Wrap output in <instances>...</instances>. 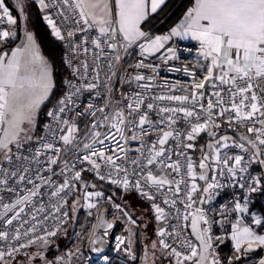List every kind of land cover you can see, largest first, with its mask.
<instances>
[{"label": "snow or ice", "instance_id": "snow-or-ice-1", "mask_svg": "<svg viewBox=\"0 0 264 264\" xmlns=\"http://www.w3.org/2000/svg\"><path fill=\"white\" fill-rule=\"evenodd\" d=\"M38 3L45 10L43 19L52 34L65 44L64 59L71 73L64 80L66 90L46 112L50 121L44 125L45 135L37 137L38 143L31 145L26 154L21 152L24 142L32 140L38 111L55 81L51 62L27 26L25 0H15L21 24L5 0H0V161L7 162V167L0 163V264H11L21 253L27 260L19 264H34L36 257L40 264H72V258L81 252L79 247L53 259H48L45 251L48 237L56 235L60 225L67 222L69 211H75L81 200L89 215L97 210L96 222L86 236L91 251H102L107 230L114 225L107 218L109 214L99 210L104 193L96 190V184L83 181L85 167L101 181L125 189L135 187L152 201L155 220L164 223L158 225L156 239L144 245V264H149V248L153 257L156 250L169 257L168 264H232L242 255L264 247V234L244 219L248 214L252 223L264 222V217L250 212L247 195L264 183V176L251 175L244 155L233 151L250 152L249 163L264 154V0H186L180 17L161 34L145 29L142 23L165 0ZM53 8L55 12L50 10ZM178 40L197 42L186 51H195L194 59L203 71L170 65L171 71H183L191 77V87L180 95L154 93L151 90L159 87L172 92L177 84L168 85L167 78L162 85L153 83L161 65L145 61L157 54L164 64L179 60ZM133 45L139 49V58L128 64L132 71L120 75L122 86L129 88L117 97L112 77L118 74L122 55ZM80 52L85 55L79 56ZM217 69L218 74L214 71ZM206 83L211 93L205 105V92L200 90ZM256 88H260V94ZM85 90L94 92L102 102H89L83 111L74 112ZM224 92L228 93L227 102ZM162 101L177 103L164 105ZM85 113L93 119L81 128L72 117ZM257 116L259 127L253 122ZM225 119L228 126L235 122L256 135L240 134L238 143L219 134L215 129ZM205 131L210 139L200 145L197 164L187 150L197 148L193 141ZM129 137L139 141L135 151L140 159H127ZM145 137L154 138L146 141ZM170 138L174 148L165 147ZM13 147L17 154H13ZM62 150L75 155L69 159L66 154L61 160ZM76 161H82L79 169ZM54 165L60 166L58 173ZM173 172L176 175L170 176ZM225 173L234 186L247 188V193L234 197L230 207L221 205L217 215H210L213 210L204 204L211 201V191L222 187L217 177ZM197 179L203 181V186ZM69 193L75 197L70 208ZM156 193L161 194L166 207L155 202ZM107 199L111 201L112 197ZM113 208L131 224H137L121 204L114 203ZM133 235L129 229V236ZM229 236L234 251L221 259L214 242H223ZM122 243L124 240L118 238L117 247ZM33 245L36 248L30 254L28 249ZM128 245L124 251L135 258L131 239ZM258 264H264V257Z\"/></svg>", "mask_w": 264, "mask_h": 264}, {"label": "built area", "instance_id": "built-area-1", "mask_svg": "<svg viewBox=\"0 0 264 264\" xmlns=\"http://www.w3.org/2000/svg\"><path fill=\"white\" fill-rule=\"evenodd\" d=\"M48 2H51V0H48ZM5 3L9 6V4L7 3L6 0H5ZM9 8H10V10H12L10 6H9ZM50 10L55 12L54 8L50 9ZM44 14H45V10H43V16H44ZM44 22L47 25V22L45 20H44ZM58 23H59V19H58ZM47 26L50 28L49 25H47ZM50 30H51V28H50ZM166 32H163V33H166ZM79 35H81V34L77 33V36H79ZM60 42L62 43V45L64 47V57H65V52L67 51V49L65 47L64 42H62V41H60ZM196 43L197 42H195V41L178 40L177 44L179 45V51L181 53V58L179 60H170V61L167 62V64H164V63H161V61L158 58L159 54H157L156 57H150L149 59H147L145 61L146 63H156V64H160L161 65V67L159 69V75L157 76L156 81H154L153 83H155L157 85H162V84H164L165 78H167V84L168 85H171V84H174V83L177 84V89L172 91V92H169L167 87L153 88L151 90L152 92L158 93V94L159 93H166V94L180 95V94H183V90L185 88H190L191 87V83H190L191 77L187 73H185L183 71H180V72L171 71L169 66L173 65V64L176 65L177 67H179L181 65H186L189 68H194V69L198 70V72H202L203 69L201 68V66L199 64L196 63V61L194 59V57L197 55L195 53V51H192V52L186 51V49L192 48L194 45H196ZM161 52H163V50H161ZM84 55H85V53H83V52L79 53V56H81V57H83ZM90 56H91V53H89V57ZM138 58H139V49L135 45H133L128 50V53L126 55H122L120 64L118 65V74L116 76L112 77V87H113L115 96L118 97L119 93L122 90L129 88V85H126V84L122 86L121 80H120V75H122L123 71H132L133 69L128 68V64L134 63ZM64 66H65V69H66V72H67V78H70L71 69L68 67L67 63L65 62V59H64ZM140 70L144 71L145 73L150 72V69H140ZM102 79H103V76H102ZM199 79H200V76L197 75V80H199ZM177 82H179V83H177ZM66 87L67 86L64 84L63 91L66 90ZM131 87L135 88V85L133 84ZM222 87L227 88V85H222ZM99 90H100V92L102 94L104 93V88L102 86H101V88ZM255 90L257 91L258 94H260V91H261L260 88H256ZM200 91H204L205 92L204 103L206 105L207 98H208V96L211 93V88L206 83L205 84V88L201 89ZM61 94L59 96H61ZM222 95L225 97V101L227 102L228 93L224 92V93H222ZM59 96H57L55 98V100L50 105L49 109L56 102V99ZM212 99L215 101L216 98L213 96ZM89 102H92L93 104H97V103L102 102V101H101V97L96 96L94 92H89L88 90H85L83 92V94L80 96L79 100L77 101V106H76L75 109H73V111L74 112L83 111L86 108V106H87V104ZM160 103H162L164 105H175L177 102H174V101H162ZM150 115H151V118H153V119L156 118L154 114L150 113ZM99 116H100V113L97 112V117H99ZM72 118L79 122V125H80L81 128H83L84 124L87 123L89 120L93 119V117L88 116L87 113H85L83 116H75L74 115ZM216 119L218 121L221 120L220 117H217ZM49 121H50V118L47 117V120H46L45 124L48 123ZM253 122L256 123L257 127L260 126L259 123H258V116L253 118ZM44 125H43L42 130H41L40 134L38 135V137L45 135ZM233 125L234 126H231V127L228 126V121L225 119L219 124V128L218 129H227V130H231V131H234V132H240V133H244V135L252 136V137H254L256 135L255 133H249L247 131L246 127L238 125V124H235V122H233ZM206 132L207 131L201 132L197 136V138H199L201 135H203ZM153 138L154 137H145V140L147 141V140H150V139H153ZM236 140H237L238 143L240 142L239 138L236 139ZM36 143H38L37 139L35 141H33V142H28V143H26L24 145V148H22L20 151L21 152H25V154H26L27 150H29L31 148V145L36 144ZM110 143H111L110 141H106V144H110ZM138 144H139V141H133L129 137V145H131V148L129 149V153H128V157H127L128 160H131L134 157L138 158V159L141 158V157H138V155H137V153L135 151V149L137 148ZM165 147L166 148H174L175 147V144H174V141H173L172 138L169 139V141L167 142ZM187 151L192 153V149H189ZM233 151L244 155V163L248 164V170H249V173L251 175H258L259 174V175L264 176V154H259L257 156V159L252 160L249 163L250 152H242V150H240V149H233ZM13 154H17L15 147L13 148ZM66 154H67L69 159H72L74 157V155H75V153H65V151L62 150L61 151V157H60L61 160H63L65 158ZM146 154L147 153H145V155ZM175 158L176 157L174 156L173 159H175ZM41 159L43 160V157ZM180 159L183 161L184 158L180 157ZM119 162H121V161H118V163ZM2 163L4 164L5 167H7V162L6 161H3ZM81 163H82V161H76V165H77L78 169L80 168ZM258 166H260L261 169H259ZM128 167H129V170L131 171V167L132 166L128 165ZM153 167L155 168V166H153ZM53 168L58 173L60 166L59 165H54ZM198 170H199V168H197V171ZM42 172H45V170L42 169ZM45 174H47V173L45 172ZM175 175L176 174L174 172L170 173V176H175ZM217 178L220 181V183L222 184V187H220V188H218V189H216L214 191H211V196H212L211 201L210 202L206 201L205 204H204V207L206 209H212L213 210L212 212L209 213L210 215H215V211L219 207V204L221 203V200L223 199V197H224V195H225V193L227 191H231L232 192L233 198L234 197H238V196H242L245 193H247V188L240 189L238 186H234V181L229 179L227 173H225L224 176H222V177L218 176ZM53 179H59V177L58 176H53ZM82 179H83V181H87L89 184H96V185L99 184V183L111 184L107 180L101 181L98 177L95 176V173L92 172L91 169L88 168V167H85V170L82 172ZM198 180L199 179H197V183H198ZM111 185H113V184H111ZM113 186L117 189V192L119 191V196H117L118 197L117 199H119L118 201L115 200L116 198L114 197L113 194L107 193V192H105L104 190H102L101 188H98V187L96 189V190H100V191H102L104 193V197L101 198L100 205L105 206L107 204H110V206L112 208L111 211H113V214L111 215L110 219L115 220L117 222V224H118V230H117V232H116V234L114 236L111 254L107 257L105 263L109 264L111 257L117 255L118 258H119V261L122 262L123 264H133L127 258V257L130 256V253L124 251L125 247L129 246L128 245V237H127V231H126L127 229L126 228L131 223L127 220V218L125 216L122 215V213L120 211L115 210L113 208V204L114 203H119V204L122 205V207L124 209H126L129 212L127 207L124 205V200L127 198L128 193L135 192V193H137L139 195H141V194L135 187H129L128 189H125L122 185H113ZM263 186H264V183H262L261 185L257 186L256 191L251 192V193H247V195L249 197V204L254 202L253 195L257 194L262 189ZM29 187H31V185H29ZM198 194L199 193H197V195ZM109 196L112 197L111 201H109L107 199V197H109ZM74 198L75 197L73 196V194L69 193L68 205H67L68 208H69V205H70L71 201ZM162 200H163V198H162L161 194L160 193H156V201L155 202L156 203H160L162 207H166L163 204ZM148 201L150 202V204H152V201H150V200H148ZM80 203H81V210L87 215V217H89V218H91L93 220L92 221L93 223H95L96 222V214H95L96 209L91 210L93 214L89 215L88 214L89 210L83 207V203L84 202L81 200ZM152 210H153V214L155 215L154 209H152ZM104 211H106V210H104ZM109 214H110V212H109ZM131 216H132V214H131ZM69 218H70V213H69V216L67 218V222H68ZM133 219H134V217H133ZM154 220H155V217H154ZM67 222L60 225V230H62L65 227ZM155 222L157 223V225H162L164 223V222H158L156 220H155ZM49 223L51 224V222H49ZM135 225H137V224H135ZM59 231H57L56 234ZM213 231H214V233H217V227L216 226H214ZM71 236H72V239H75L77 237V229L73 230ZM50 237H53V236H50ZM50 237H48V238H50ZM118 238L124 240V243L120 244L119 247H117ZM214 243L217 245V251L220 254V241H215ZM21 256H23L22 253L18 254L17 258L21 257ZM220 257H221V255H220ZM85 259H86L88 264H94V262H93V260L91 258V255L88 252H87V255H86ZM132 259H133V256H132ZM140 259H141V257H140ZM101 264H103V263H101Z\"/></svg>", "mask_w": 264, "mask_h": 264}, {"label": "trees", "instance_id": "trees-1", "mask_svg": "<svg viewBox=\"0 0 264 264\" xmlns=\"http://www.w3.org/2000/svg\"><path fill=\"white\" fill-rule=\"evenodd\" d=\"M9 6L11 7L12 11L15 10V5L11 0H6ZM186 0H168L156 13L151 14L147 20L143 23L142 27L145 29H151L154 33L160 34L163 32L168 31L170 26H172L180 17L182 11L184 10V4ZM26 9H27V21L30 30L35 34L37 43L40 44L41 50L43 54L49 59V61L52 64L53 72L55 75V81L56 84L54 86V90L52 91L50 97L48 100L43 104L38 121H37V128H36V136L40 134L43 125L45 124L47 120L46 112L49 110L50 105L55 100L57 96H59L63 91L64 86V80L67 78V72L64 66V47L62 43L52 34L50 28L45 24L43 19V14L40 9V7L35 3L33 0H25ZM219 134L222 133V130L228 131V132H234L227 129H215ZM206 133L201 135L197 141L201 142L203 141ZM239 138V137H238ZM235 138V139H238ZM259 169H261L260 166H258ZM85 178V177H84ZM98 188H101L107 193H111L116 198V201L119 196V191L117 192V189L111 185V184H103L99 183L97 184ZM129 194H132L139 198L138 200H142L140 198H145L135 192H130ZM128 196V195H127ZM254 202L249 204L250 212L255 213L258 216L264 217V186L262 189L255 195H253ZM135 199H125L124 205L127 207L129 212L133 213L135 217L140 221V224L134 228V251L136 254L135 258H138L140 256H143L144 254V245L147 244L146 236L151 232L153 233V227L152 225L157 224L154 220V217L152 216V212L150 211L151 205L148 203L147 205V212L144 213L142 211V216H136L134 212V207H136L135 203L133 202ZM222 201H233V195L231 191H227L223 197ZM132 202L134 204H132ZM72 201L69 205V208L71 207ZM81 204V203H80ZM217 211V209H216ZM215 211V215H217ZM70 218L65 225L68 226L70 224L73 225V229L79 230L80 233H82L77 239L72 240V244L75 247H86L87 245V236L86 233L90 229L91 222L93 221L91 218L87 217V215L81 210V207L75 217H72L73 211H69ZM149 221H147V219ZM246 221L250 223L251 226L255 228V230L259 234L264 233V222H262L261 225H254V223L251 222V219L249 215L247 214ZM74 222V223H73ZM70 224V225H71ZM147 224V225H146ZM217 227V226H216ZM147 228V230H146ZM218 227H217V234H218ZM61 233V230L56 234L58 235ZM147 235L145 236V234ZM54 235L53 237H55ZM69 237V236H68ZM51 238V237H50ZM49 239V238H48ZM67 240V238H66ZM67 246V247H66ZM69 244L65 242L63 245L60 246V249L62 252L63 250H66L68 248ZM58 249V251L60 250ZM57 251V252H58ZM234 251V248L232 247V242L230 237L223 240V242H220V255L221 259L226 258L227 256L231 255ZM263 254V253H262ZM261 254V250L256 251H250L246 255H242L239 260H234L232 264H254L256 261V258L259 257ZM142 262V257H141ZM141 262H137L134 264H141ZM109 264H123L119 261V258L117 255L112 256L110 259ZM143 264V263H142Z\"/></svg>", "mask_w": 264, "mask_h": 264}, {"label": "rangeland", "instance_id": "rangeland-1", "mask_svg": "<svg viewBox=\"0 0 264 264\" xmlns=\"http://www.w3.org/2000/svg\"><path fill=\"white\" fill-rule=\"evenodd\" d=\"M30 30V29H29ZM53 79H54V81H55V75H54V72H53ZM55 84H56V81H55ZM54 90V87H53V89H52V91ZM52 93V92H51ZM51 95V94H50ZM50 97V96H49ZM48 100V99H47ZM47 100H45L44 101V103L47 101ZM43 103V104H44ZM43 104L40 106V109H39V111H38V114H37V117H36V124H35V127H34V129H33V132L31 133V135H32V140H34V138H35V132H36V128H37V121H38V117H39V114H40V111H41V108H42V106H43ZM220 134H225V135H228L230 138H238L239 136H240V134H244V133H240V132H228V131H225V130H222V133H220ZM36 139V138H35ZM198 139V138H197ZM197 139L195 140V141H193V143H195L196 145H197V148L196 149H192V156H193V159H194V161L198 164V161H199V157H200V145H206L207 144V142H208V140L210 139V137H209V133H208V131L206 132V135H205V137L203 138L204 140L203 141H201V142H198L197 141ZM214 139V138H213ZM32 140H30V141H32ZM30 141H25L24 142V145L26 144V143H28V142H30ZM14 148V147H13ZM3 161H0V163H2ZM199 171V170H198ZM203 184V183H202ZM199 195V194H198ZM127 199L129 200V199H135L133 202L135 203V205H136V207L135 206H133L134 207V212H135V215L136 216H142L141 214H142V211H144V213L145 212H147V205H148V203L146 202V200L148 201V199H146V198H140V199H142L141 201L140 200H138L139 198H137L136 196H134V195H132V194H129L128 193V196H127ZM146 199V200H145ZM116 200V199H115ZM132 202V204H134ZM149 202V201H148ZM232 202L233 201H231V202H228V201H223L222 203H221V205H228L229 207L232 205ZM149 204H150V202H149ZM151 205V204H150ZM103 205H99V210L100 211H104V210H106V212L109 214V212H110V214L108 215V218H111V215L113 214V211H111V206H110V204H107V205H105V206H103ZM80 207H81V204H79L78 206H77V208L75 209V211H73V214H72V217H75V215L77 214V212L79 211V209H80ZM97 211V210H96ZM96 211H95V214H96ZM130 211V210H129ZM150 211L152 212V216L153 217H155V215L153 214V210H152V208H150ZM218 211H219V209H218ZM71 213H72V211H71ZM131 214H132V216L134 217V219H136L137 220V225H133V224H130L126 229V231H127V237H128V240L129 239H131L132 240V245H131V248H132V252L133 253H135V251H134V235L133 236H129V229H132V231H134V228L136 227V226H138L139 224H140V221L137 219V217H135L134 215H133V213L131 212ZM258 216V215H257ZM246 217H247V214H245V217H244V219H245V222H247L248 223V221H246ZM147 219V218H146ZM147 221H149L148 219H147ZM74 223V222H73ZM70 224H71V221H70ZM68 225V226H66V228H63L62 230H61V233H59L58 235H56L55 237H51V238H49L48 240H49V244H48V246H47V249H46V251H45V256L48 258V259H53L54 257H56V256H59V255H63V254H65L68 250H72V251H75V249L77 248V247H75L73 244H72V240H74V239H72V232H73V225L71 224V225ZM91 224H93V222H91ZM147 225V224H146ZM254 225H256V224H254ZM152 227H153V233H149L148 235H147V233L145 234V236L148 238V239H146V240H148L147 241V244L149 243V239H156V229H157V227H158V225L157 224H155L154 223V225H152ZM226 227H227V225H226ZM253 227V226H252ZM254 228V227H253ZM255 229V228H254ZM146 230H147V228H146ZM229 230H230V228H229ZM82 233H80L79 232V230L77 231V237H79L80 235H81ZM69 236V237H68ZM77 237L75 238V239H77ZM230 237V236H229ZM66 238H67V240H66ZM65 242H67V244H69V246H68V248L66 249V250H63L62 252H60L61 251V249H60V246L61 245H63ZM67 247V246H66ZM35 248H36V245H33L30 249H28V251H29V253L31 254V252L32 251H34L35 250ZM58 249H60L59 251H58ZM80 249H81V252H80V254H78L77 256H75V257H73L72 258V264H88L87 263V261H86V255H87V252H88V242H87V245H86V247L84 246V248H82V247H80ZM58 251V252H57ZM152 250L149 248V255H148V261H149V264H168V261H169V257H167V256H165V255H163L159 250H156V255H155V257H153L152 256ZM135 257H136V254H135ZM140 257H142V262H141V259H140ZM140 257H138V258H133L132 259V255H130L129 257H127L130 261H131V263H137V262H141V264L143 263L144 264V259H143V257H144V254H143V256H140ZM21 260H27V257H24V256H21V257H19V258H16V260L15 261H13V262H11V264H19V262L21 261ZM104 262H102L103 264H106L105 263V261L106 260H103ZM259 261V260H258ZM258 261L256 262V263H258ZM34 264H40V258L39 257H36V259H35V261H34ZM255 264V263H254Z\"/></svg>", "mask_w": 264, "mask_h": 264}, {"label": "water", "instance_id": "water-1", "mask_svg": "<svg viewBox=\"0 0 264 264\" xmlns=\"http://www.w3.org/2000/svg\"><path fill=\"white\" fill-rule=\"evenodd\" d=\"M108 219L112 221L114 227L107 230L108 235L103 241L102 251L100 253L93 252L91 251V245L88 244V253L91 255L94 264H99L100 260H102L103 257H108L111 254L114 236L118 230V224L115 220H112L110 218Z\"/></svg>", "mask_w": 264, "mask_h": 264}, {"label": "crops", "instance_id": "crops-1", "mask_svg": "<svg viewBox=\"0 0 264 264\" xmlns=\"http://www.w3.org/2000/svg\"><path fill=\"white\" fill-rule=\"evenodd\" d=\"M11 1H12V2L14 3V5H15V0H11ZM33 1H35V3L39 6L38 0H33ZM167 1H168V0H165V3H166ZM165 3H164V4H165ZM164 4H163V5H164ZM163 5H161V7H162ZM39 7H40V6H39ZM161 7H160V8H161ZM160 8H159V9H160ZM159 9H158V10H159ZM158 10H157V11H158ZM41 11H42V14H43V10H41ZM26 12H27V9H26V4H25L24 13H25V15L27 16ZM152 14H153V13H152ZM13 15H16V16H17V23H18V24H21L22 21H21V17L19 16V9H16V7H15V10H14V12H13ZM150 15H151V14H150ZM146 20H147V19H146ZM146 20H145V21H146ZM145 21H144V22H145ZM144 22H143V23H144ZM143 23H142V25H143ZM27 26H28V28H29L28 21H27ZM29 29H30V28H29ZM19 34L22 35V32H20ZM214 71L218 74V69H217V70H214ZM35 138H37L36 134H35ZM35 138H34V140H32V141H30V142L35 141V140H36ZM198 183L201 184V186H203V184H202L203 181L198 180ZM222 202H223V201H222ZM222 202H221V203H222ZM221 203L219 204V207L217 208L216 213L218 212V209H220V207H221ZM217 214H218V213H217ZM263 234H264V233H263ZM256 250H261V254L263 253L262 255H259L258 258H256L255 264H258V263H256V262H257L261 257H264V247L254 249V250H252V251H256ZM18 258H19V257H18Z\"/></svg>", "mask_w": 264, "mask_h": 264}, {"label": "bare ground", "instance_id": "bare-ground-1", "mask_svg": "<svg viewBox=\"0 0 264 264\" xmlns=\"http://www.w3.org/2000/svg\"><path fill=\"white\" fill-rule=\"evenodd\" d=\"M104 212H106V211H104ZM106 213H107V212H106ZM103 260H104V259L100 260L99 264H101V263L103 262Z\"/></svg>", "mask_w": 264, "mask_h": 264}]
</instances>
